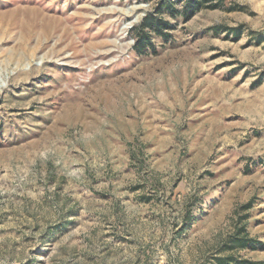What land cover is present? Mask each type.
I'll return each mask as SVG.
<instances>
[{"label": "rangeland", "instance_id": "1", "mask_svg": "<svg viewBox=\"0 0 264 264\" xmlns=\"http://www.w3.org/2000/svg\"><path fill=\"white\" fill-rule=\"evenodd\" d=\"M184 4L0 0V264H264V0Z\"/></svg>", "mask_w": 264, "mask_h": 264}, {"label": "trees", "instance_id": "2", "mask_svg": "<svg viewBox=\"0 0 264 264\" xmlns=\"http://www.w3.org/2000/svg\"><path fill=\"white\" fill-rule=\"evenodd\" d=\"M216 2V3H214ZM222 3V0H185L184 8L181 11V17L183 21H187L191 18L192 15L199 12L201 9L208 8V9H216L220 7V4ZM163 4V1H162ZM162 9V8H161ZM160 9V10H161ZM169 15L174 16L175 13L173 10H169ZM170 24L163 20H156L155 18H152L151 16L146 17L140 27V30L137 33V40L135 42L134 49H136L137 53L141 54L145 48H149L150 44L146 40L145 34L142 32L145 28L153 31L155 35L160 36L161 38H164V40H167L169 37V34H166L165 29ZM233 247L238 249H244L247 246H251L253 243V240L248 238L246 233L242 234L239 232L235 235L234 239L232 240ZM252 247V246H251ZM218 264H224L223 262H218ZM252 264V263H250Z\"/></svg>", "mask_w": 264, "mask_h": 264}]
</instances>
